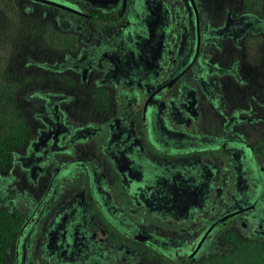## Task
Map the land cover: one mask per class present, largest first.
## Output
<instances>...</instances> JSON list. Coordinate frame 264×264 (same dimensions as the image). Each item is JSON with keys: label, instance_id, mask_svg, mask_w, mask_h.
<instances>
[{"label": "flooded vegetation", "instance_id": "af4514ba", "mask_svg": "<svg viewBox=\"0 0 264 264\" xmlns=\"http://www.w3.org/2000/svg\"><path fill=\"white\" fill-rule=\"evenodd\" d=\"M0 39L31 130L0 170L4 264L264 248V0H0Z\"/></svg>", "mask_w": 264, "mask_h": 264}, {"label": "trees", "instance_id": "16d2710c", "mask_svg": "<svg viewBox=\"0 0 264 264\" xmlns=\"http://www.w3.org/2000/svg\"><path fill=\"white\" fill-rule=\"evenodd\" d=\"M2 38H8L2 36ZM0 47V170L9 162L10 151L20 148L30 137L31 130L24 117L20 92L23 83L15 77L12 54L5 39ZM16 41V40H15ZM15 41L12 45H15ZM13 73V74H12ZM21 220L4 208H0V264L7 258V250L12 245ZM234 247L200 264H264V248L248 240L235 238Z\"/></svg>", "mask_w": 264, "mask_h": 264}, {"label": "water", "instance_id": "95a60500", "mask_svg": "<svg viewBox=\"0 0 264 264\" xmlns=\"http://www.w3.org/2000/svg\"><path fill=\"white\" fill-rule=\"evenodd\" d=\"M126 66L127 67H130L129 65H128V63H126ZM132 67H134V68H136L135 66H132ZM134 68H132L131 70L133 71L134 70ZM139 68L142 70L141 71V74L140 75H138L139 76V78H144V76H145V74H146V72L148 71V70H151V69H153L152 67H143V66H139ZM136 72V71H135ZM155 75H156V72H155ZM157 76V75H156ZM168 78H170V76L168 77ZM176 80V82H175V85H174V89H177L178 91H181L182 90V84L184 83V81H185V79H184V77L183 76H180V77H177V78H175L173 81H175ZM173 89V90H174ZM167 91H169V90H167V89H163V88H161V89H158V90H156L154 93H156V94H154L156 97H159V98H162L163 100H164V98H166V102H167V104H169V105H171V96H169V95H167L166 94V92ZM166 109H165V113H159V114H161V116H162V118L164 119V121H165V123H168V122H173V120L171 119V117L172 116H174V115H179L180 117H184V118H191L192 116L190 115V113H169V111L171 110V108H167V106L165 107ZM193 121L194 122H196L197 120L196 119H193ZM178 134H183V132H181V133H178Z\"/></svg>", "mask_w": 264, "mask_h": 264}]
</instances>
